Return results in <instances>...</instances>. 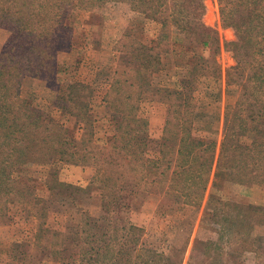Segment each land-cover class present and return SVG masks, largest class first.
I'll use <instances>...</instances> for the list:
<instances>
[{
  "label": "rangeland",
  "instance_id": "1",
  "mask_svg": "<svg viewBox=\"0 0 264 264\" xmlns=\"http://www.w3.org/2000/svg\"><path fill=\"white\" fill-rule=\"evenodd\" d=\"M200 1V24L215 32L220 49L213 55V48L208 50L200 46L197 53L208 58L207 65H211L212 72L213 66L217 65L221 79L214 80L216 75L211 72L197 76L187 86L180 85L183 79L190 77L187 58L180 56L179 46L172 45L169 53L162 55L163 66L152 76V87H186V91L190 88L195 97L190 104L199 100L211 111L208 125L200 124L202 130L196 131L194 136L215 139L218 149L223 119L226 113H231L238 97V92L230 93L231 100L228 101L224 95V74L235 62L223 44L233 41L235 36L232 29H223L217 0ZM57 13L58 17L51 19V31L59 38L53 36L51 39V54L55 50L54 42L65 49L57 54L56 75L51 79L24 77L13 116L36 118L38 113L33 108L40 112L42 122L64 126L67 131L56 145L66 146L69 153L56 149L46 155L41 145L35 154L38 162L26 160L20 166L12 165L13 177L36 190L37 202L34 207L14 202L0 212V264H60L67 256L77 255L79 247L94 234L91 229L94 221L109 232L122 233L129 226L135 227L136 231L120 239L126 241V250L144 248L167 255L170 264H264V221L255 225L249 234L239 236L233 231L231 236L226 235L220 240L219 227L212 226L205 215L211 193L233 203L264 208V186L227 184L217 192L212 187V172L201 206L194 209L184 205L178 193L166 190L167 178L156 184L149 181L159 174L161 166L156 171L151 166L144 170L141 164L135 163L143 159L158 160L164 152L168 153L165 147L160 148L161 144L169 131L175 132L179 127H169L165 134L166 117L169 113L173 115L170 102H167L173 95L166 92L153 96L149 91L141 92L135 88L134 91L141 93L135 92L132 106L125 109L122 101L128 93L121 88L115 89L117 86L112 90L111 86L118 62L114 46L128 27L138 39L148 44L156 36L159 25L145 22L127 3L118 0H108L101 7L90 10L61 2V13ZM209 13L211 17H208ZM7 37L9 32L0 29V51ZM59 39L62 40L57 41ZM183 39L181 33L173 31V42ZM40 53L39 49L23 56L34 57ZM205 83L214 92L206 91ZM186 91L184 89L183 93ZM207 92L220 93V97L212 102L210 95L205 94ZM66 95L70 98L61 102L59 98ZM117 106H120L119 111L125 109L147 122L146 132L143 130L136 138L143 140L146 135L145 142L131 143L135 139L128 135L130 147H124L121 142L123 130L118 127L121 113L112 115L111 111ZM179 110L183 113L184 108ZM249 138L246 136L242 140L249 142ZM171 157L167 155V158ZM162 161L163 168L166 160ZM50 178L63 186L51 191ZM211 213L208 210V214ZM51 230L59 231L67 239L60 247L61 252H55V249H59L57 247L65 238ZM91 239L98 245L96 237L91 236ZM15 245L21 248L13 256L11 250Z\"/></svg>",
  "mask_w": 264,
  "mask_h": 264
},
{
  "label": "trees",
  "instance_id": "2",
  "mask_svg": "<svg viewBox=\"0 0 264 264\" xmlns=\"http://www.w3.org/2000/svg\"><path fill=\"white\" fill-rule=\"evenodd\" d=\"M106 1L108 0H62L61 2L67 5L76 4L79 8L90 10L101 7ZM118 1L127 3L132 11L144 18L145 22L156 23L159 28L156 36L148 44L138 39L131 27L123 33L114 46V51L118 54V62L113 73L112 90L121 88L128 93L122 101L125 109L126 106H132L131 101L135 92L137 95L144 90L153 93V96L160 92L173 95V98L167 99L173 115L169 113L166 117L165 134L170 130L169 127L174 125L179 127L175 132L169 131L170 134L161 144L160 148L165 147L168 153L164 152L165 155L158 160L143 159L135 162L141 164L144 170L151 166L156 171L161 166L159 174L149 181L156 184L158 181L162 182V178H167L169 182L165 187L166 190L170 189L178 193L183 199V204L194 209L201 206L212 172V187L217 192H221L227 184L264 186V0H217L223 29H232L235 36L233 41H225L223 44L224 48L232 53L235 62V65L227 69L224 74L225 96L229 101L230 93L238 92L231 113H226L223 119L222 138L218 149L215 139L194 136L196 131L202 130L199 129L200 124L208 125L211 111L199 100L194 105L190 104L195 100L190 88L186 91L184 87L186 91L184 94L182 87L176 89L152 87V76L163 66L162 55L168 54L172 45L179 46L180 56L187 58L186 67L190 77L189 80L183 79L180 85L187 86L194 82L197 76L211 74V65H207L208 58L197 53V49L200 46L208 50L213 48L215 55L220 46L215 32L200 24L201 1ZM61 2L0 0V29L9 32V37L0 51V212L14 202L36 206L34 204L37 202L36 190L27 182L13 177L12 165L20 166L26 160L38 162L35 154H38L41 145L45 148L46 155L51 150L55 152L56 149L69 153L66 146L56 145L57 142H61L60 136L67 131L64 126L42 122L40 112L33 108L31 109L38 113L36 118L13 116L20 99L24 77L51 79L56 75V57L58 52L65 48L61 45L56 46L54 42L55 50L51 54V39L53 36L59 38L58 34L55 35V32L51 31V19L58 17L57 12L61 13ZM208 17H211L210 13ZM173 31L181 33L184 39L173 42L171 40ZM39 49L41 53L34 57L23 56L24 53L37 52ZM247 70L249 71L246 72ZM212 73L216 75L213 77L214 80L221 79L217 65L213 66ZM205 84L206 91L214 92L209 88L208 83ZM232 84L234 85L231 86ZM234 86L236 89H233ZM135 88L141 92L134 91ZM212 92L205 94L210 95L212 102H216L220 93ZM68 98L70 95L59 99L62 102V100L67 101ZM119 108L120 106H117L111 111L112 115L115 112L121 113L118 127L123 130L121 142L124 147H130V139H135V141L131 140V143L145 142L146 135L143 140L136 138L143 130L146 132L147 122L141 121L133 114L130 115L125 109L119 111ZM180 108H184L183 113H179ZM22 121L24 124H21ZM246 136H250L249 142L242 140ZM167 155L172 157L167 158ZM162 160H166L163 168ZM59 183L50 178L51 191L63 186ZM208 210L212 213L208 214ZM205 212L212 226L219 227L217 233L220 240H224L226 235L231 236L233 231H237L239 236L249 234L255 225L264 221L263 207L233 203L213 193L209 195ZM91 229L94 234L89 235L90 239L84 242V246L79 247L78 254L67 256V260L60 264H170L171 262L167 255L157 254L144 248L127 251L126 241L121 242L120 239L136 231L133 226H129L122 233L109 232L94 221ZM53 234L64 237L59 231H53ZM91 236L98 239L96 240L99 242L98 245H95L94 241L91 242ZM66 241L65 238L55 252H61L63 249L60 247ZM20 248V245L13 246L12 255L15 256Z\"/></svg>",
  "mask_w": 264,
  "mask_h": 264
},
{
  "label": "crops",
  "instance_id": "3",
  "mask_svg": "<svg viewBox=\"0 0 264 264\" xmlns=\"http://www.w3.org/2000/svg\"><path fill=\"white\" fill-rule=\"evenodd\" d=\"M224 92H225V88H224ZM224 95H225V93H224Z\"/></svg>",
  "mask_w": 264,
  "mask_h": 264
}]
</instances>
